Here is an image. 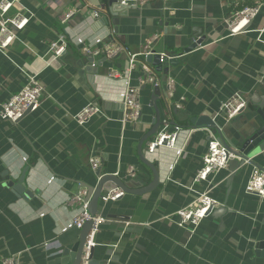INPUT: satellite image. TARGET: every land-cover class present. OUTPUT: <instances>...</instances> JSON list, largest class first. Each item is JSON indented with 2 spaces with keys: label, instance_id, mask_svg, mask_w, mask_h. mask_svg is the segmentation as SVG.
I'll list each match as a JSON object with an SVG mask.
<instances>
[{
  "label": "crops",
  "instance_id": "0c3cea01",
  "mask_svg": "<svg viewBox=\"0 0 264 264\" xmlns=\"http://www.w3.org/2000/svg\"><path fill=\"white\" fill-rule=\"evenodd\" d=\"M13 1L9 14L31 15L24 28L16 30L5 54L0 52V104L20 90L26 73L37 74L44 90L36 110L15 123L0 119V261L21 251L17 264H67L68 257L43 246L57 241L62 248L78 237V228L62 231L72 216L65 199L79 183H97L95 171L89 167L93 154L99 157L103 173L118 171L121 175L134 166L137 177L125 180L130 187L152 179L151 170L138 159L136 147L151 127L156 105L160 125L165 120L169 130L182 128L176 146L183 150L176 156L173 149L162 147L150 156L160 174L154 190L140 196L125 193L115 201L100 203L98 212L104 221L96 233L93 259L100 264H264V255L256 253L254 246L264 240V196L245 192L254 165L233 170L228 165L207 181H194L211 135L203 116L222 123L229 136L245 133L252 126L249 112L264 94L260 80L264 0H149L129 6L127 16L120 17L123 42L113 32L106 8L93 4L103 0ZM246 5H259L257 15L245 31L229 36L227 20ZM71 7L77 11L63 23L60 16ZM95 9L103 12L93 16ZM194 26H201L206 37L179 65L169 66L167 76L175 80L172 94H167L165 81L161 82L164 70L154 71L161 88L156 100L152 99L151 83L139 84L140 67L133 70L129 83L139 87L141 104L136 122L121 125L126 79L124 75L108 76L110 71L126 68L125 54L111 59L97 56V73L79 75L76 61L83 55L81 47L101 46L111 31L132 53L156 35L153 47L161 44L164 53L172 54L182 53L192 42ZM60 35L68 46L52 59L49 42ZM235 93L246 106L223 124L218 118L220 107ZM92 102L102 113L78 125L73 116ZM178 102L181 108L175 107ZM200 116L199 124L191 122ZM253 161L264 169V148ZM25 166L29 168L27 186L34 192L27 201L3 185L7 175L16 179ZM51 176L56 181L47 184ZM203 190L222 209L195 227L178 226L176 211L191 204Z\"/></svg>",
  "mask_w": 264,
  "mask_h": 264
},
{
  "label": "built area",
  "instance_id": "2783aa9c",
  "mask_svg": "<svg viewBox=\"0 0 264 264\" xmlns=\"http://www.w3.org/2000/svg\"><path fill=\"white\" fill-rule=\"evenodd\" d=\"M147 1L149 0H120L119 2L128 4L129 6H137L143 5ZM13 2V0H0V52L3 54H5L6 49L16 36V30L23 29L30 20L31 15H25L22 13H14L13 15L9 14V10L13 5ZM76 11L77 9L75 7L67 9L61 14L60 20L65 23L71 16H73L74 13H76ZM258 11L259 5H246L231 14L230 18L226 22L228 35L232 36L245 31L251 20L257 15ZM101 12H103V10L95 9L92 11V15L98 16ZM156 39V35L149 37L146 39L141 50L132 53L128 51L125 46L119 43L111 31L109 40L103 42L101 46L91 47L83 45L81 47L83 55H90L93 57L102 56L105 59H111L121 53L126 55V68L122 70V72L110 71L108 73L110 78H117L124 75V78L126 79V85L121 94L123 109L120 122L122 126L126 123L138 121L141 114L139 87L132 86L129 83L130 76L135 67L139 66L142 74L138 78L139 84L151 83L152 85H159L158 80L155 77L154 70L147 66L143 60L146 55L154 53L153 50L155 48L152 44ZM67 46V41L64 36L60 35L56 39L49 42V55L52 59L58 58L66 51ZM164 54L165 53H162L161 57ZM25 77V82L21 86L20 90L0 104L1 120H7L15 123L28 108H30L31 112L39 107L44 86L37 74L26 73ZM260 80L264 82V70L260 76ZM165 88L167 94L173 93L175 88V80L173 77L166 76ZM181 106L180 102L175 103V107L181 108ZM245 106V100L241 98L238 93H235L226 99V101L222 104L218 113V118L223 122V124L227 123L237 116ZM101 113L102 110L99 105L92 102L82 107L81 110L73 116V119L78 125H83L90 118ZM160 126L161 127L156 131V133L149 139L145 148L146 153L149 156H152L158 148L164 147L173 149L176 156L180 155L183 148L182 146H176V138L182 128L172 127L174 130H169V123L165 120H163ZM219 129H221V127H219ZM191 131L192 129H189L188 134H190ZM227 166V151L216 136L211 134L207 142L206 151L202 156V165L195 174L194 181H207L210 175H215L220 170L227 168ZM89 167L93 171L100 167V160L96 154L91 155L89 158ZM114 174L121 177L123 180L134 179L137 177V169L134 166H128L123 174L120 175L118 171ZM55 181L56 179L52 176L46 179L47 184ZM245 192L253 194L258 198H262L264 196V169L257 166L252 167L245 185ZM124 194V191H122L119 187H113L100 196V203L104 204L108 201H115ZM85 196L86 189L79 183L77 190L65 199V205L72 210V216L65 227L62 228V231L65 230L66 227H75L80 229L86 221H91L92 223L85 236L79 264L90 263V250L95 246L96 233L100 224L104 221V217L101 213L97 212L95 214H90L88 212V201H84ZM219 205L220 202L208 194L206 190L200 191L191 204L176 211V223L180 227L188 225L195 227ZM43 246L46 250L56 249L58 252H62V248L57 241H47L43 244ZM21 254V251L9 254L1 259L0 264H17Z\"/></svg>",
  "mask_w": 264,
  "mask_h": 264
},
{
  "label": "water",
  "instance_id": "95a60500",
  "mask_svg": "<svg viewBox=\"0 0 264 264\" xmlns=\"http://www.w3.org/2000/svg\"><path fill=\"white\" fill-rule=\"evenodd\" d=\"M93 1V0H92ZM97 1V0H96ZM120 0H103L101 3L94 2L96 6H104L107 10V14L110 17L111 26L116 37L123 42V35L119 33L120 17H126L128 10L130 9L128 4H123L119 2ZM105 21H107V15H103ZM192 42L183 48L182 53H164L161 44L153 50V54H148L145 56L144 63L151 67L155 72H161L164 70V74L161 78V82H164L167 76L169 66H177L184 58L185 54L192 51L197 47L206 37L204 29L201 26H194L192 31ZM156 41V40H155ZM154 41V42H155ZM169 56V57H168ZM95 57L90 55H82L76 61V65L79 67V75L81 78L85 77V74H96L97 65L94 64ZM104 59V58H103ZM264 91V90H263ZM161 94V88L159 85H153L152 99L156 100ZM155 117L151 121L150 129L141 137L139 140L136 152L138 159L141 163L147 166L152 172V179L145 185L140 187H130L121 177L115 175L114 173H103L102 169L99 167L95 170V175L97 176V183L95 186H90L85 183L82 186L86 189V196L84 201H88L87 210L90 214H95L98 212V207L100 205V196L106 191L113 187H119L124 193L133 195H142L144 193L154 190L160 180V174L155 163H153L151 157L146 153L144 145H147L149 138L152 137L160 125V110L154 105ZM30 112L28 108L22 116L18 119L20 120L26 114ZM252 122L251 128L245 133L238 132L232 133L231 136L227 135L229 129L222 126V123L211 120L203 116L204 124L210 128L211 134L216 136V138L221 142L222 146L226 149L228 155V165L234 169H243L247 164H251L259 167V165L253 161L255 155L260 153L264 148V94L260 97L259 101L256 103L255 107L249 112ZM17 120V121H18ZM201 120L200 117L192 118L191 122L194 124H199ZM173 126L174 124L171 123ZM221 127V129H219ZM260 168V167H259ZM29 173L28 166H25L20 175L16 179H9L7 175L6 181L3 183L4 186L10 188L12 192L18 197L22 198L24 201L32 198L34 192L27 186V176ZM222 208H214L210 213L218 212ZM91 221H86L80 228L78 237L73 242L65 244L62 247V256L68 257L67 264H79L82 246L85 240V236L91 227ZM256 253L264 255V240H259L255 243ZM94 247L90 250V263L89 264H99L98 261L93 259Z\"/></svg>",
  "mask_w": 264,
  "mask_h": 264
},
{
  "label": "trees",
  "instance_id": "16d2710c",
  "mask_svg": "<svg viewBox=\"0 0 264 264\" xmlns=\"http://www.w3.org/2000/svg\"><path fill=\"white\" fill-rule=\"evenodd\" d=\"M239 7V6H238ZM242 7V6H241ZM241 7H239L241 9Z\"/></svg>",
  "mask_w": 264,
  "mask_h": 264
}]
</instances>
